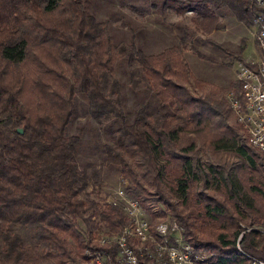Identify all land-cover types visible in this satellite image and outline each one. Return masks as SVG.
Returning a JSON list of instances; mask_svg holds the SVG:
<instances>
[{
	"label": "trees",
	"instance_id": "16d2710c",
	"mask_svg": "<svg viewBox=\"0 0 264 264\" xmlns=\"http://www.w3.org/2000/svg\"><path fill=\"white\" fill-rule=\"evenodd\" d=\"M158 6L191 10L202 27L222 6L247 26L257 11L264 14L250 0ZM183 47L148 54L133 38L112 46L84 0H0V264H86V236L100 232L98 222L115 233L128 222L119 205L86 192L88 177L76 159L81 130L70 133L76 94L107 132L105 161L118 167L153 223L171 216L212 264L249 263L237 247L244 231L241 250L264 260V233L248 229L264 222V155L230 120L224 89L195 93L185 83ZM121 65L140 94L131 120ZM16 224L32 229V244Z\"/></svg>",
	"mask_w": 264,
	"mask_h": 264
},
{
	"label": "rangeland",
	"instance_id": "374dc122",
	"mask_svg": "<svg viewBox=\"0 0 264 264\" xmlns=\"http://www.w3.org/2000/svg\"><path fill=\"white\" fill-rule=\"evenodd\" d=\"M84 1L88 9L95 14L96 19L106 27L112 46L118 47L120 44L130 42L133 38L134 42L142 45L146 53L154 54L165 47L182 44L184 46L182 56L187 61L190 72L185 83L195 93L208 89H224L222 94L228 103L226 95L230 89L235 87L234 84L231 86L235 81V68L238 62L248 58L247 55H241L245 46L242 27L232 25L229 20V28L225 24L222 26V22L227 23V19L220 15L221 21L219 22L221 23L211 33L210 23L202 27L196 21L195 13L185 11L177 14L169 8L162 9L158 6L159 0ZM231 20L239 22L235 16ZM248 28L252 30L251 25ZM181 36L184 38L182 41L180 40ZM212 41L218 43L224 50L212 44ZM26 65L20 68H25ZM133 68L136 74L141 71L137 65H134ZM117 75L125 97L126 117L131 120L133 106L140 98V94L136 95L130 89L129 73L126 66L121 65ZM195 81H198L199 84H196ZM75 99L77 105L71 119L70 133L81 130L82 137L76 159L79 168H83L88 177L86 188L88 196L104 203V199L112 195L121 180L126 181L127 184L128 180L122 176L118 167L109 165L105 161V153L100 144L108 141L107 132L95 118L85 113V100L78 94L75 95ZM229 112L230 120L235 122L232 111L229 110ZM127 193L132 196L128 190ZM82 196L84 197L85 194ZM144 212V216L152 220L150 212L145 209ZM81 224L84 225L82 221ZM248 229H257L264 233V222L254 223L253 227ZM14 230L23 236L27 244H32L30 237L32 229L29 226L16 224ZM97 230H100L97 234L110 232L102 222H98ZM103 247L109 249L113 247L112 255L115 254L116 248L113 244Z\"/></svg>",
	"mask_w": 264,
	"mask_h": 264
},
{
	"label": "built area",
	"instance_id": "2783aa9c",
	"mask_svg": "<svg viewBox=\"0 0 264 264\" xmlns=\"http://www.w3.org/2000/svg\"><path fill=\"white\" fill-rule=\"evenodd\" d=\"M251 5L264 8V0H250ZM255 55L238 62L234 88L226 95L228 105L247 141L264 155V14L256 12L251 23ZM127 182L121 180L112 195L104 200L119 205L128 218L120 232L89 234L84 250L86 264H212L209 254L194 251L184 238V228L173 218L153 223L144 216L140 203L127 193ZM97 235V236H95ZM113 244L112 255L103 246ZM248 264H264V260L243 252Z\"/></svg>",
	"mask_w": 264,
	"mask_h": 264
},
{
	"label": "crops",
	"instance_id": "0c3cea01",
	"mask_svg": "<svg viewBox=\"0 0 264 264\" xmlns=\"http://www.w3.org/2000/svg\"><path fill=\"white\" fill-rule=\"evenodd\" d=\"M187 11L192 12L191 10H187ZM193 13H195V12H193ZM211 15H214L213 18L211 19V23L209 24L210 25L209 27H212V30L210 31L211 33L213 30H215L214 28L221 23V22H219V21H221V18H220L221 16L225 17L227 19V23L222 22L223 23L222 26H224V24H225V26L228 27V25H229L228 20H229V22L232 25H238L239 27H242V29H244V31L242 30V32H243V35L245 37V46H244V49H243L241 55H243V56L247 55L246 56V57H248L247 60L253 58L255 55V42H254L252 30H250L247 25H245L241 22H236L235 20H233L234 21L233 22L231 20V18L233 19L234 15H233L232 11L229 9V7H227V6H222L218 9H215L214 14H208L209 19H210ZM205 30H207V29H205ZM242 60H244V59H242ZM244 61H246V60H244Z\"/></svg>",
	"mask_w": 264,
	"mask_h": 264
},
{
	"label": "water",
	"instance_id": "95a60500",
	"mask_svg": "<svg viewBox=\"0 0 264 264\" xmlns=\"http://www.w3.org/2000/svg\"><path fill=\"white\" fill-rule=\"evenodd\" d=\"M16 130H17V132L22 133V132H23V127H18V128H16ZM243 232H244V231H242V232L240 233V235H239V237H238V239H237L238 242L240 241Z\"/></svg>",
	"mask_w": 264,
	"mask_h": 264
}]
</instances>
